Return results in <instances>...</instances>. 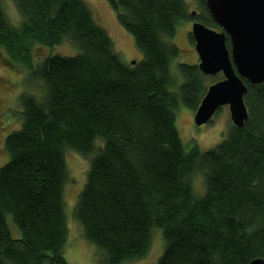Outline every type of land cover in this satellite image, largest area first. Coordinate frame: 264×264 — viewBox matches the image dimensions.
I'll return each instance as SVG.
<instances>
[{
    "label": "trees",
    "instance_id": "trees-1",
    "mask_svg": "<svg viewBox=\"0 0 264 264\" xmlns=\"http://www.w3.org/2000/svg\"><path fill=\"white\" fill-rule=\"evenodd\" d=\"M10 1L21 21L11 26L0 4V50L11 68L27 70L38 93L19 96L20 125L4 139L0 264H67L68 150L89 159L73 216L96 247L97 264L142 258L155 227L164 244L157 264L264 260V81L242 79L247 119L230 123L212 148L186 149L175 124L179 103L194 112L205 80L217 81L197 64L177 63L179 80L171 71L179 23L194 19L220 30L205 0H195V17L185 0H108L142 53L134 64L121 61L84 1ZM65 41L76 55L33 64L35 45ZM196 173L200 197L192 189ZM7 214L20 237L11 236Z\"/></svg>",
    "mask_w": 264,
    "mask_h": 264
},
{
    "label": "rangeland",
    "instance_id": "rangeland-1",
    "mask_svg": "<svg viewBox=\"0 0 264 264\" xmlns=\"http://www.w3.org/2000/svg\"><path fill=\"white\" fill-rule=\"evenodd\" d=\"M90 8L93 20L101 26L110 37L115 52L121 61L130 64L131 61L139 62L142 53L136 48L132 36L124 30L116 19V14L111 8L108 0H82ZM188 13H199V7L195 0H185ZM1 8L11 26L18 27L21 18L16 10L14 3L10 0H0ZM196 14L193 16L195 17ZM192 16V15H191ZM193 20H185L176 27L172 42L179 48L178 57L171 62V71L175 79H178L176 66L177 63L197 64L198 56L193 43L189 39ZM78 53L76 47L68 42H62L53 47L35 45L33 47V64L40 62L47 56H67L71 57ZM11 68L4 60V53L0 50V166L7 160L4 151V139L14 129L20 125V102L19 96L22 93H38L35 87L25 80L27 70L20 65H14ZM216 80L221 79L218 74ZM206 85H210L209 78L205 80ZM194 112L183 106L181 103L175 109V124L180 135L182 143L188 149L193 144H197L201 151L214 147L222 139L224 133L231 123L228 106H222L213 116L212 120L205 125L196 127L193 122ZM67 181L63 188L64 213L67 224V238L62 249V255L67 264H97L96 247L87 242L83 235V229L73 216L77 197L81 192L89 167V159L81 156L74 151L64 153ZM199 173L192 178V189L195 197L202 196L204 185ZM6 224L13 238L20 237V233L12 221V217L6 215ZM164 244L161 238V232L158 228H152L151 240L146 254L133 262L125 264H157L159 257L163 252Z\"/></svg>",
    "mask_w": 264,
    "mask_h": 264
},
{
    "label": "water",
    "instance_id": "water-1",
    "mask_svg": "<svg viewBox=\"0 0 264 264\" xmlns=\"http://www.w3.org/2000/svg\"><path fill=\"white\" fill-rule=\"evenodd\" d=\"M205 5L220 30L192 22L197 68L205 76L221 74L222 78L207 86L193 122L196 127L205 125L220 107L228 106L231 123L240 127L247 119L242 79L251 84L264 81V0H205ZM249 264H264V260L256 258Z\"/></svg>",
    "mask_w": 264,
    "mask_h": 264
}]
</instances>
